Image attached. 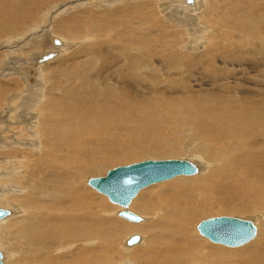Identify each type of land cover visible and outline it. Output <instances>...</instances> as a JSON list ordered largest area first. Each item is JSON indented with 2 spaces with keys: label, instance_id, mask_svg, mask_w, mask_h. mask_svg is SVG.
I'll return each instance as SVG.
<instances>
[{
  "label": "bare ground",
  "instance_id": "bare-ground-1",
  "mask_svg": "<svg viewBox=\"0 0 264 264\" xmlns=\"http://www.w3.org/2000/svg\"><path fill=\"white\" fill-rule=\"evenodd\" d=\"M68 1L0 0L2 263L264 264V0ZM185 139L196 171L140 188L138 221L86 183ZM232 213H251L252 240L197 233Z\"/></svg>",
  "mask_w": 264,
  "mask_h": 264
},
{
  "label": "water",
  "instance_id": "water-1",
  "mask_svg": "<svg viewBox=\"0 0 264 264\" xmlns=\"http://www.w3.org/2000/svg\"><path fill=\"white\" fill-rule=\"evenodd\" d=\"M185 1L190 3L192 0ZM52 42L58 44L56 38H53ZM50 56H52V52L43 54L40 58L46 59ZM195 171V165L186 159H143L108 168L104 175L88 177L86 183L104 194L108 201L122 207L117 211L119 217L134 222L139 220V216L127 210L126 207L140 188L179 174L190 175ZM7 212L8 210L0 208V218ZM196 230L211 242L226 246H238L253 236L254 225L247 219L218 215L201 219L196 224ZM137 239L138 236L132 234L126 238L125 244L131 245ZM0 264H3L1 253Z\"/></svg>",
  "mask_w": 264,
  "mask_h": 264
},
{
  "label": "rangeland",
  "instance_id": "rangeland-1",
  "mask_svg": "<svg viewBox=\"0 0 264 264\" xmlns=\"http://www.w3.org/2000/svg\"><path fill=\"white\" fill-rule=\"evenodd\" d=\"M72 1H74V0H70V1H68L67 3H70V2H72ZM84 1H87V0H84ZM159 2H161V5H163L162 4V2H165V3H167V0H159ZM184 2H185V0H181V4H184ZM186 3V2H185ZM54 5V4H53ZM184 5H186V4H184ZM47 7V6H46ZM57 7V6H56ZM85 7V5H83V6H81L80 8H84ZM50 8H52V7H50V5H49V7H48V9H50ZM191 7H188V9H190ZM56 9V8H55ZM54 9V10H55ZM169 10H170V8H168ZM187 9V10H188ZM62 10H64V9H61V11ZM77 10V9H76ZM76 10H74V11H76ZM156 11H155V13L156 14H158L157 15V17L159 16L160 17V21H162V20H164L163 19V17H162V15L160 14V12H159V10L157 9V7H156V9H155ZM164 10L165 11H163V13L165 14V17H167V14L165 13L166 11H167V9L166 8H164ZM59 10H57V12H58ZM158 12V13H157ZM54 14V11H51L50 12V15H52L53 16V14ZM56 13V12H55ZM174 15H175V13H173ZM172 14V15H173ZM63 16H59V17H64V14H62ZM158 19V18H157ZM47 20L49 21V19L46 17L43 21H45V22H43V24L42 25H48V24H46V22H47ZM190 22V21H189ZM162 23V22H161ZM165 23V26H167V25H169L170 24V22L169 21H167V22H164ZM171 25H173V23H171ZM182 25V27H184V28H187V23H183V24H181ZM181 25H178L179 27H181ZM189 27L191 28V29H194V27L192 26L191 27V25L189 24ZM171 30V29H170ZM169 33H170V31H168ZM192 33H191V36H196V35H198V36H196V41L197 42H201L202 41V39H197L199 36H201V34L199 35V34H195V31L193 32V30L191 31ZM36 33V31H33V33L32 34H35ZM39 33V32H38ZM37 33V34H38ZM183 33V30H182V32L180 33V36H181V34ZM194 34V35H193ZM152 35H156V34H152ZM168 36H170L169 34H167V37ZM203 36V35H202ZM181 38H182V36H181ZM196 41H195V43H196ZM59 42L60 41H58V44H59ZM181 43H182V40L180 41ZM199 42V43H200ZM83 44H84V42H82ZM194 43V44H195ZM198 43V45L200 46L201 45V47L203 48H201V47H198V48H196V49H199V51L201 52L202 50H204V47L206 46L205 44V42H202V44L200 43L199 44ZM1 45H0V48H5V43H3V42H1L0 43ZM15 44V43H14ZM58 44H57V46H58ZM56 45V44H55ZM204 46V47H203ZM201 48V49H200ZM52 49V48H51ZM179 50H181V49H179ZM190 51H192V49H189ZM70 50L67 48V50L65 51V53H67V52H69ZM39 53V52H38ZM64 53V54H65ZM43 54H45V51H42L41 53H39L38 55H40V56H42ZM53 55V54H52ZM167 55V54H166ZM160 57L159 55H156L155 56V59L156 58H158V57ZM24 59H26V60H29V58H24ZM160 59V58H159ZM53 63V62H52ZM18 64V63H17ZM17 64L15 65V64H13V65H11V66H9V64H8V66L9 67H16L17 66ZM8 66H6L5 68H7ZM4 68V67H3ZM3 68H1V69H3ZM25 68L28 70V73H29V75H31V76H34V68L32 67V66H25ZM0 69V73L2 72V70ZM16 69H18L17 67H16ZM3 74L5 73V75H7L8 74V72H7V70H4L3 72H2ZM4 75V76H5ZM2 76V75H1ZM1 76H0V79H3V78H1ZM4 76H2V77H4ZM5 79H6V76H5ZM219 81H221V82H224V80L221 78ZM17 91L20 89L19 87L18 88H15ZM32 89H35V88H32ZM31 89V90H32ZM194 89H198V87H196V88H194ZM230 89V91H231V93L233 94V96H237V91L234 89V88H229ZM167 95L168 96H172V97H177V96H179V95H181V94H176V93H167ZM182 95H185V94H182ZM188 141H189V143H191L192 144V141L190 140V139H185V141L184 142H182L181 144L180 143H176L177 145H174L173 144V146L175 147V149H178L179 148V155L178 156H169V155H166L167 153H162V155L160 154H156V155H139V157L138 156H136L137 157V159H136V157H131L130 159H128V160H125L124 162L122 161V162H117V163H115L114 165H112V166H108V167H106V169L104 170V172L103 173H95V174H89V176L88 177H92V176H100V175H104V173H105V171L108 169V168H111V167H114V166H116V165H120V164H127V163H131V162H135V161H139V160H143V159H168V158H180V159H187L188 160V158H189V160H191V157H190V155H188V158H187V153H186V148H185V146L188 144ZM191 141V142H190ZM185 143V144H184ZM183 144V145H182ZM182 145V146H181ZM190 145V144H189ZM183 147V148H181V147ZM169 147V144H165V148L167 149ZM185 150V151H183V150ZM181 152V153H180ZM128 161V162H127ZM88 185V184H87ZM89 186V185H88ZM89 187H91V186H89ZM91 192L93 193V194H102V193H99L98 191H96L93 187H91ZM96 194V195H97ZM102 195H104V194H102ZM108 200V199H107ZM110 202V201H109ZM112 203V202H111ZM117 205V204H116ZM118 207H119V205H118ZM120 208H122V207H120ZM219 215H221V214H219ZM223 215H226V216H231L232 215V217H238V218H243V219H248V220H250V221H252L253 220V217H252V215H251V213H245V214H237V213H232V214H229V215H227V214H223ZM213 216H215V214H213ZM216 216H218V214H216ZM207 217H212L211 215H209V216H207ZM207 217H205V218H207ZM204 219V218H203ZM142 222V221H141ZM197 222H198V220H197ZM253 222V221H252ZM198 233V232H197ZM133 234H138V233H133ZM199 234V233H198ZM132 235V234H131ZM200 235V234H199ZM202 236V235H201ZM202 237H204V236H202ZM206 238V237H205ZM250 240H252V239H250ZM249 240V241H250ZM210 241V240H209ZM214 243H217V242H214ZM137 244V243H136ZM135 244V245H136ZM220 244V243H219ZM226 246V245H225ZM228 247H234V246H228ZM237 247V246H236Z\"/></svg>",
  "mask_w": 264,
  "mask_h": 264
}]
</instances>
